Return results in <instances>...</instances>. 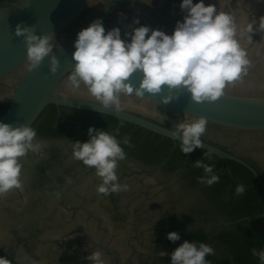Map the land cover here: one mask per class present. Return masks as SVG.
I'll list each match as a JSON object with an SVG mask.
<instances>
[{"label":"water","instance_id":"1","mask_svg":"<svg viewBox=\"0 0 264 264\" xmlns=\"http://www.w3.org/2000/svg\"><path fill=\"white\" fill-rule=\"evenodd\" d=\"M180 3L0 0V97L4 98L0 104L8 105L0 122L32 126L47 106L54 105L114 117L118 120L116 134L120 126L129 123L179 143V138L171 134L175 125L203 116L208 124L220 128L207 125L201 137L203 146L198 149L221 161L240 164L260 181L255 168L224 150L247 157L264 173V32L251 33L252 43L240 39L250 61L247 75L229 84L214 102H194L185 89L169 93L162 86L161 93H146L144 98L121 95V110L115 111L99 106L83 85L77 91L67 86L74 65V41L80 30L99 18L106 32L120 28L122 39H130L124 34L141 25L171 35L176 22L185 15ZM205 4L233 11L240 26L255 19L254 29L264 16V0L221 4L219 0H205ZM136 19L139 24L134 23ZM18 24L32 27L37 35L55 34L61 46L51 54L59 62L56 73L49 70L50 56L31 67L24 39L15 35ZM140 80V73L130 77L135 87ZM169 94L176 98L164 104L162 97ZM36 139L40 149L21 158L22 188L0 195V250L20 264H90L86 257L97 250L105 264H170V254L179 243L169 241L168 232L182 231L184 235L187 227L221 214L210 193L201 191L187 172L171 171L164 162L129 150H124L126 158L117 168L119 183L128 185V189L107 196L98 194L96 187L101 180L95 169L72 158L71 142L76 138L37 135ZM43 164L46 169L39 175ZM259 218H264V213L235 221L220 220L219 224L253 223ZM32 220L40 227L38 234L33 233L37 225L25 224ZM69 248L73 252L66 257Z\"/></svg>","mask_w":264,"mask_h":264},{"label":"clouds","instance_id":"2","mask_svg":"<svg viewBox=\"0 0 264 264\" xmlns=\"http://www.w3.org/2000/svg\"><path fill=\"white\" fill-rule=\"evenodd\" d=\"M150 3L151 0H143ZM231 3V0H219ZM182 21H177L171 35L150 26L141 25L125 33L122 39L120 28L106 32L101 19L97 18L88 27L77 33L72 53L74 65L68 75V87L77 91L83 85L87 93L99 101V106L115 111L121 110V95L144 98L146 93L159 94L166 87L169 93L185 89L194 102H214L224 95L229 84L240 81L247 75L250 61L240 39L252 43L254 31L264 32V16L254 29L256 20L238 25L234 12L219 9L215 4H205V0H181ZM139 24V19L134 20ZM15 35L23 37L26 44L27 60L31 67H37L45 57L50 59V72L56 73L58 59L53 49H61L55 34L37 35L30 26L18 24ZM141 74L138 87L130 77ZM169 94L162 97L164 104L175 99ZM4 98L0 97V101ZM159 116V113H154ZM166 119V116H162ZM207 118L195 117L177 123L171 131L172 137L179 138V148L183 154H190L203 146L201 137L206 132ZM88 140L71 142L72 158L83 165L94 168L101 182L98 194L105 196L126 191L128 185L118 181V162L126 158L121 141L105 130L89 126ZM37 132L31 125L13 126L0 122V195L13 188L21 189V158L29 152L38 151L41 144L36 139ZM123 144L130 146V138L125 136ZM194 167L202 168L205 176L198 182L208 186L219 182L214 167L196 159ZM245 186L238 184L236 195H242ZM171 242L181 239L180 234L171 231L166 234ZM163 255L165 253L162 252ZM252 254L264 264V250L253 249ZM214 255V249L203 242L184 240L170 254V264H211L206 257ZM90 264H105L101 251L86 257ZM0 264H11L5 256H0ZM34 264V262H33Z\"/></svg>","mask_w":264,"mask_h":264},{"label":"trees","instance_id":"3","mask_svg":"<svg viewBox=\"0 0 264 264\" xmlns=\"http://www.w3.org/2000/svg\"><path fill=\"white\" fill-rule=\"evenodd\" d=\"M7 106V104H0V115L6 111ZM58 109L69 120L79 122L80 130L76 138L77 140L87 141V129L89 126H93L116 136L117 140L121 141L123 150H129L158 163L164 162L171 171L187 172L201 191H208L210 193V196L214 200L213 205L218 207V210L221 212L220 215L223 216L225 221H234L242 217L252 218L264 213V186L240 164L229 160L221 161L218 157L201 149H196L190 154H183L180 151L178 142L129 123H124L120 126L118 134H115L114 131L117 128L118 120L114 117L66 107L57 108L54 105H49L32 125L36 129L37 135L66 138L75 135L77 126L59 118ZM207 125L220 128L212 124ZM125 136L130 138V146L122 143ZM196 159L203 160L204 163L214 167V172L220 177L218 183L208 186L198 182L197 178L206 174L202 168L194 167ZM256 170L263 180L262 171L257 168ZM45 179V177L41 178L42 181H45ZM238 184L245 186V192L239 196L235 194V188ZM204 222H207V220H204ZM179 234L181 237L178 241L179 245L184 240L203 242L210 245L214 249V255H209L206 259L213 262L263 235L264 218H259L253 223L243 221L228 227L212 226L209 230H207L206 226L201 225L190 228L184 236L180 231ZM72 252L73 250L69 248L65 256H70ZM0 256L8 258L11 264H20L13 257L6 256L2 250H0Z\"/></svg>","mask_w":264,"mask_h":264},{"label":"flooded vegetation","instance_id":"4","mask_svg":"<svg viewBox=\"0 0 264 264\" xmlns=\"http://www.w3.org/2000/svg\"><path fill=\"white\" fill-rule=\"evenodd\" d=\"M58 116H59V118H62V119H64L65 121H67V122H69V123H72V124H75L77 127H76V131H75V135L73 136V137H71V138H77L78 137V135H79V130H80V124H79V122H76V121H71V120H69L68 118H66L65 116H63L61 113H60V111H59V109H58ZM116 134V133H115ZM118 134V133H117ZM71 138H69V139H71ZM205 142H207V141H205ZM209 143V142H208ZM210 144H212V143H210ZM213 145V144H212ZM216 146V145H215ZM218 147V146H217ZM220 148V147H219ZM224 150V149H223ZM224 151H226V152H229V153H231V154H234V155H237V156H239L241 159H243L244 161H246V162H248L253 168H255V170H256V168L258 169V170H260L259 168H258V166H257V164L256 163H254L253 161H251V160H249L247 157H243V156H240V155H238V154H236V153H233V152H231V151H228V150H224ZM46 164V163H45ZM45 164H43L40 168V172H39V175H43V173H44V170L46 169V165ZM257 171V170H256ZM261 171V170H260ZM178 172V171H177ZM259 174V173H258ZM262 175H263V177H264V173L262 172ZM259 176H260V174H259ZM41 178H43L42 176H41ZM258 182H260L261 184H262V186H264V179L262 180V178H261V176H260V181H258ZM35 213L37 212V210L36 211H34ZM35 213H33V214H31V216H33V215H35ZM243 218V217H242ZM24 219V218H23ZM240 219V218H239ZM20 220H22V219H20ZM204 220L206 221L207 220V222H204ZM203 221H201V222H199L197 225L196 224H194L193 226H189V227H187L186 228V232L190 229V228H193V227H196V226H201V225H203V226H206L207 227V230H209L210 229V227H212V226H214V227H220V226H223V225H220L219 224V221L220 220H223V221H225V219H223V216L222 215H217V217H212V218H210V219H208V218H206V219H204ZM229 221V220H228ZM228 221H225V222H228ZM235 221V220H234ZM23 221H21L20 223H22ZM24 223V222H23ZM25 224L26 225H28V226H36L37 225V228H36V231L35 232H33L34 234H38L39 232H40V230L38 229V227H39V225H38V223L36 222V221H29V222H25ZM238 224V223H237ZM223 227H228V226H223ZM40 228V227H39ZM182 232V231H181ZM32 233V234H33ZM182 234V233H181ZM186 234V233H185ZM184 234V235H185ZM183 235V234H182ZM183 235V236H184Z\"/></svg>","mask_w":264,"mask_h":264}]
</instances>
